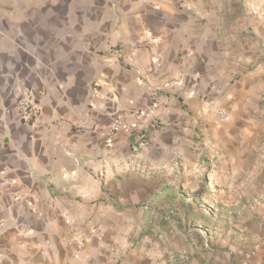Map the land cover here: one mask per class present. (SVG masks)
<instances>
[{
	"label": "clouds",
	"instance_id": "clouds-1",
	"mask_svg": "<svg viewBox=\"0 0 264 264\" xmlns=\"http://www.w3.org/2000/svg\"><path fill=\"white\" fill-rule=\"evenodd\" d=\"M0 264H264V0H0Z\"/></svg>",
	"mask_w": 264,
	"mask_h": 264
}]
</instances>
